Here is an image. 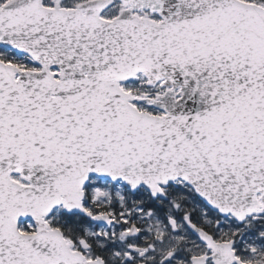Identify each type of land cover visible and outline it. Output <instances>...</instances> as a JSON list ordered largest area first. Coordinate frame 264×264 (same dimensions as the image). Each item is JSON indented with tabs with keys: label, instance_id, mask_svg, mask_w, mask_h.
I'll use <instances>...</instances> for the list:
<instances>
[{
	"label": "snow or ice",
	"instance_id": "snow-or-ice-1",
	"mask_svg": "<svg viewBox=\"0 0 264 264\" xmlns=\"http://www.w3.org/2000/svg\"><path fill=\"white\" fill-rule=\"evenodd\" d=\"M0 264H264V0H0Z\"/></svg>",
	"mask_w": 264,
	"mask_h": 264
}]
</instances>
